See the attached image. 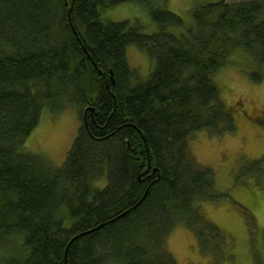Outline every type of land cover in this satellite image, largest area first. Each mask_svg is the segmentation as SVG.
<instances>
[{
    "label": "trees",
    "instance_id": "16d2710c",
    "mask_svg": "<svg viewBox=\"0 0 264 264\" xmlns=\"http://www.w3.org/2000/svg\"><path fill=\"white\" fill-rule=\"evenodd\" d=\"M126 2L152 31L103 17ZM159 2L0 0V264H178L166 245L176 225L213 261L228 258L201 209L226 194L188 140L235 129L218 77L228 63L251 58L249 75L264 78V0L210 1L186 20ZM129 45L152 61L142 81ZM68 105L80 124L55 167L24 142L44 108Z\"/></svg>",
    "mask_w": 264,
    "mask_h": 264
},
{
    "label": "rangeland",
    "instance_id": "374dc122",
    "mask_svg": "<svg viewBox=\"0 0 264 264\" xmlns=\"http://www.w3.org/2000/svg\"><path fill=\"white\" fill-rule=\"evenodd\" d=\"M158 1L165 5V10L186 20L195 7L217 0ZM103 17L112 21L137 18L146 32L153 30L147 10L138 3H123L104 12ZM126 57L134 82L148 77L152 61L144 51L129 45ZM255 69L256 63L250 58L228 63L219 72L218 77L230 90L225 101L235 108V129L222 134L196 131L188 140L192 156L214 170L216 188L226 194L217 200L201 202V209L219 228L222 241L226 237L228 247L223 253L228 258L219 260L215 257L213 261L208 252L199 249L192 230L176 225L168 234L166 245L178 264H264V124L257 122L259 112L255 111L264 110V78L260 82L253 80L249 72ZM79 124L76 110L71 105L58 112L44 108L37 127L25 139L24 147L38 152L57 167L64 161ZM105 183L104 177L94 182L97 187H103Z\"/></svg>",
    "mask_w": 264,
    "mask_h": 264
},
{
    "label": "water",
    "instance_id": "95a60500",
    "mask_svg": "<svg viewBox=\"0 0 264 264\" xmlns=\"http://www.w3.org/2000/svg\"><path fill=\"white\" fill-rule=\"evenodd\" d=\"M88 108H90V111L93 110L92 107H86L85 110H87ZM90 231H91V230H90ZM86 232H87V231H86ZM82 233H83V232L77 233L76 235H74V236L71 238V240L74 239V238H76L77 236L81 235ZM71 240H70V241H71ZM65 257H66V251H65Z\"/></svg>",
    "mask_w": 264,
    "mask_h": 264
},
{
    "label": "flooded vegetation",
    "instance_id": "af4514ba",
    "mask_svg": "<svg viewBox=\"0 0 264 264\" xmlns=\"http://www.w3.org/2000/svg\"><path fill=\"white\" fill-rule=\"evenodd\" d=\"M261 121L264 119V111H259V117H257Z\"/></svg>",
    "mask_w": 264,
    "mask_h": 264
}]
</instances>
